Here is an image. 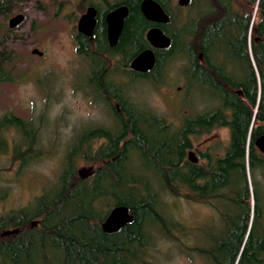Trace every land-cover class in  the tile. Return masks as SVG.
Segmentation results:
<instances>
[{"label": "trees", "instance_id": "16d2710c", "mask_svg": "<svg viewBox=\"0 0 264 264\" xmlns=\"http://www.w3.org/2000/svg\"><path fill=\"white\" fill-rule=\"evenodd\" d=\"M18 1L22 0H0L4 22L0 85L14 82L20 62L14 31L23 23L13 30L6 26ZM97 1L106 5V11L119 5L129 9L115 48L106 42L103 11L92 40L74 36L77 54L89 65L85 92L110 110L113 125L77 133L67 147L56 185L27 207L0 216V234L8 232L0 238V264H38V259L42 264L74 260L87 264L106 254L116 255L117 264H129L128 258L134 264H157L159 238L173 239L178 232L187 235L167 208L166 199L176 197L204 205L216 215L209 224L215 221V228H220L217 235L206 236L203 247L198 244L201 235L195 237L193 250L206 264H264V188L260 191L255 179L260 173L264 180V156L254 146V140L264 135V0H201L198 16L188 15L179 28L173 0H154L170 17L162 27L170 46L161 53L167 62L173 56L185 62L186 94L193 97L195 89L205 109L184 117L176 127L136 105L116 79L120 73L129 80L147 79L165 67L160 62L148 74L129 68L133 14L134 57L149 48L145 32L150 23L140 13L142 0ZM199 1L189 3L193 7ZM115 55L121 59L110 66ZM222 128L228 130L222 155L214 159L203 155L207 162L202 167L185 162L191 138ZM11 129L18 135L14 142L6 135ZM37 130L32 121L1 114L0 162L11 157L19 162L18 172L39 157ZM80 161L95 166L83 178L77 170ZM116 206L127 207L134 222L105 234L100 224ZM53 255L59 256L57 262Z\"/></svg>", "mask_w": 264, "mask_h": 264}, {"label": "rangeland", "instance_id": "374dc122", "mask_svg": "<svg viewBox=\"0 0 264 264\" xmlns=\"http://www.w3.org/2000/svg\"><path fill=\"white\" fill-rule=\"evenodd\" d=\"M84 1L22 0L17 2L16 10L9 16L10 18L22 14L25 20L22 27L14 31L15 40L18 39L14 48L17 49L20 62L14 71V82L0 85V115L10 113L36 125V150L39 157L18 172V161H13L9 156L2 158L0 216L27 207L36 197L56 185L67 147L77 133L87 127L113 125L110 110L95 103L85 92L84 77L89 72V65L77 54L74 39L77 21L85 12L88 3L98 6L100 11L106 5L97 0ZM109 2L113 3V0ZM177 3L178 0H173L172 9L177 28L185 25L188 15L192 19L196 18L202 9L201 0L193 7L192 3L186 7H179ZM207 6L205 11L209 10ZM255 8L256 5L251 17L254 23L257 21ZM3 23V18L0 17V37L4 35ZM33 49H37L42 55L32 54ZM111 59L114 61L110 66L113 62L119 63L121 58L115 55ZM184 65L185 62L180 57L173 56L160 73H153L147 79L129 80L124 73L118 74L120 76L116 79L125 85L136 105L148 109L157 117H163L166 122L176 127L180 126L184 117L204 109L195 89L192 90L193 97L186 94L182 75ZM6 135L10 142L16 141L18 136L13 129ZM197 140L196 147L200 151L212 149L218 143L223 147L228 142V131L215 130L211 135ZM97 146L98 144L94 145L95 148ZM215 153L220 156L223 151L219 149ZM94 168V165L83 161L77 165L78 172L91 173ZM247 179L251 183L252 176L249 171ZM255 179L264 186L260 173L255 174ZM260 183L262 191L264 187ZM166 202L168 211L183 225L187 235L178 232L173 239L159 238L155 245L158 249L155 253L157 264H206L204 258L193 250L198 243L195 237L201 235L198 244H202L206 236L211 233L217 235L220 228H215V221L212 226L209 224L210 220H216V215L208 207L184 197L167 198ZM4 237L0 234L1 239ZM91 237L101 241L97 234H92ZM53 256L57 262L59 256ZM131 259L128 258V263L134 264ZM36 262L42 264L39 259ZM73 264L86 263L74 260ZM87 264H117V257L106 254L90 259Z\"/></svg>", "mask_w": 264, "mask_h": 264}, {"label": "water", "instance_id": "95a60500", "mask_svg": "<svg viewBox=\"0 0 264 264\" xmlns=\"http://www.w3.org/2000/svg\"><path fill=\"white\" fill-rule=\"evenodd\" d=\"M188 3L189 0H178L177 4L179 7H185ZM139 10L148 22L156 24H168L170 22L169 16L154 0H142L139 4ZM128 12V8L125 5H119L106 13L104 20L106 23L107 42L110 48H115L117 46ZM24 20V15L16 14L9 18L7 26L11 30L16 29ZM96 24V9L93 6H89L77 21V33L92 40ZM146 40L154 49H166L170 46V39L158 28L150 29L146 33ZM31 53L38 56L42 55L37 49H33ZM154 64L155 59L153 52L150 49H146L134 57V60L129 64V68L137 73L145 74L153 69ZM254 146L257 151L264 156V135L254 140ZM190 156L193 155L190 153ZM87 174V171L78 172L81 178ZM133 222L134 217L129 213L127 207L116 206L109 211L104 221L100 224V228L105 234H113ZM6 234H8V232L2 233V235Z\"/></svg>", "mask_w": 264, "mask_h": 264}, {"label": "flooded vegetation", "instance_id": "af4514ba", "mask_svg": "<svg viewBox=\"0 0 264 264\" xmlns=\"http://www.w3.org/2000/svg\"><path fill=\"white\" fill-rule=\"evenodd\" d=\"M92 1V0H91ZM99 2H101V1H99ZM189 4V3H188ZM89 6H93V7H95V5L94 4H91V3H88V6L85 8V11H86V9L89 7ZM188 6V5H187ZM127 7V6H126ZM186 7V6H185ZM115 8V7H114ZM114 8H111V9H109V10H107L106 11V9H104L103 10V12H105L104 13V15H103V21H104V24H105V38H106V42H107V36H106V23H105V20H104V17H105V15H106V13L108 12V11H110V10H112V9H114ZM128 8V7H127ZM95 9H96V22H97V24H98V20H99V13L101 12L100 10H99V8H98V6L97 7H95ZM128 11H129V9H128ZM168 15V14H167ZM128 16H129V12H128ZM128 16H127V18H128ZM126 18V19H127ZM170 18V17H169ZM125 19V20H126ZM150 23V27L146 30V32H145V40H146V33L150 30V29H152V28H158L159 30H161V32L165 35V36H167L168 37V35L165 33V31L163 30V28L162 27H164V26H167L168 24H156V23H152V22H149ZM97 24H96V27H97ZM124 26H125V22H124ZM95 30H96V28H95ZM95 32V31H94ZM123 32H124V28H123V30H122V34H123ZM131 49H132V57H131V61H133L134 60V14H133V21H132V26H131ZM122 34H121V36H122ZM121 36H120V38H121ZM120 38H119V40H120ZM147 41V40H146ZM118 43H119V41H118ZM148 43V42H147ZM107 44H108V42H107ZM149 44V43H148ZM118 45V44H117ZM147 49H150L152 52H153V55H154V59H155V64H154V67H153V69L152 70H150L149 72H147V73H145V74H148V73H150V72H153V70L155 69V67H156V65L158 64L159 65V63L161 62H163V66L164 65H166L167 64V60H166V58H164V54L163 53H161V52H163L164 50H166V49H154V48H152L150 45H149V48H147ZM146 50V49H145ZM130 61V62H131ZM164 68V67H163ZM162 68V69H163ZM162 69H160V70H162ZM131 70V69H130ZM159 70V71H160ZM133 73H134V70H131ZM160 73V72H159ZM186 121V120H185ZM185 123V122H184ZM185 131H187V127H186V124H185ZM222 129H225V130H227L226 128H222ZM228 131V130H227ZM212 133H214V131H212L209 135H211ZM204 135H196V136H194L193 138H191V143H190V148L189 149H187L186 151H185V154H186V157H185V162L187 163H190V164H192V165H197L198 167H202L203 165H205V163L207 162V160L206 159H203V155H206V154H210L211 156H212V158L214 159V158H217V157H219V155L218 154H216L215 152H216V150H222V148H221V146H220V143H218L217 145H215V146H213L212 147V149H205V150H203V151H200L197 147H196V144H197V139L198 138H200V137H203ZM190 153L193 155V156H190ZM195 159V160H194Z\"/></svg>", "mask_w": 264, "mask_h": 264}]
</instances>
